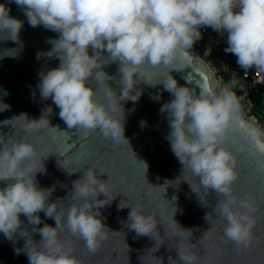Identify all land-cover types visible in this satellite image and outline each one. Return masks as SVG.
Returning <instances> with one entry per match:
<instances>
[{
    "label": "clouds",
    "instance_id": "clouds-1",
    "mask_svg": "<svg viewBox=\"0 0 264 264\" xmlns=\"http://www.w3.org/2000/svg\"><path fill=\"white\" fill-rule=\"evenodd\" d=\"M15 3L23 9L31 27L43 26L59 34L58 38L46 41L51 45L48 51L37 52L38 60L42 57L59 60L58 67L39 73L37 87L43 99L51 98L60 109L59 117L69 129L85 133L99 129L106 138L119 143L125 138L124 109L119 102L137 101L141 91L135 89L140 83L152 87L163 84V90L174 97L160 108L161 113H167L170 127L167 139L172 152L183 165V171H190L198 179L200 187L222 198L216 213L224 225L226 240L237 248L248 247L253 239L256 208L247 198L234 195L237 158L226 144L230 134H238L254 153L264 154V130L254 119L245 118L241 98L231 90L235 80L221 86L205 77L197 95L194 89L179 85L171 72L190 64V50L201 39V28L211 27L221 34L227 33L225 52L236 56L245 73L264 74V0H15ZM9 11L0 4V40H11L22 47L19 34L24 22L10 16ZM18 51L4 49L0 59L15 58ZM112 63L119 64L121 75L117 83L122 86L119 96L106 83L114 79L104 71ZM165 69L168 74L164 79L153 83L156 73ZM92 81L107 85V103L97 99L98 88ZM153 99L158 101L160 96ZM117 106L123 110L119 119L114 117ZM9 108L10 105L0 101V111ZM52 111L49 106L42 118L33 121L47 118L49 125L48 115ZM145 123L142 121L141 126ZM39 127L41 123L28 121L25 131ZM0 145V182H7L0 187V233L10 241L17 235L25 238L23 249H16V254L23 251L29 264H83L74 254L72 244L60 239V233L67 231L83 241L89 253L98 251L109 230L99 211L113 200L108 199L109 181L99 180L95 169L89 168L73 182L71 203L66 207L58 203L63 199L50 203L54 189L41 188L36 180V174L45 171L42 158L48 156L40 157L41 164L37 166L36 146L27 140L0 136ZM100 194L105 199H98ZM129 206L122 202L119 205ZM40 212L54 219L55 227L47 224L33 227L32 232L38 231L41 236L36 242L20 216L23 214L30 225L36 226L41 224ZM205 219L210 224L209 214ZM128 220L129 228L137 235L152 236L157 226L154 217L146 215L140 206L131 205ZM173 221L178 227L173 231L175 237L192 235L193 229H184ZM177 248V264H197L198 257L191 249Z\"/></svg>",
    "mask_w": 264,
    "mask_h": 264
},
{
    "label": "water",
    "instance_id": "water-1",
    "mask_svg": "<svg viewBox=\"0 0 264 264\" xmlns=\"http://www.w3.org/2000/svg\"><path fill=\"white\" fill-rule=\"evenodd\" d=\"M0 4L10 10V16L24 22L19 34L22 47L11 40H0V52L19 49L15 58L0 59V101L10 105L8 110L0 111V136L34 144L38 152L37 166L41 164L40 157L48 156L42 158L45 171L38 172L36 180L39 187L54 189L50 203L58 199L65 200L58 202L65 207L71 203L73 182L82 178L89 168L95 169L99 180L109 181L108 199L113 200L99 210L109 230L98 251L89 253L83 241L67 231L60 233V239L72 244L74 254L83 264H171V261L177 264V247L191 249L198 257L197 264H264V154L254 153L242 137L230 134L226 146L237 158L238 171V179L233 185L234 195L247 198L256 208L252 242L248 247L237 248L226 240L224 225L216 213L217 203L222 198L214 191L200 187L190 171L184 172L183 165L171 150L167 139L170 132L167 113H161L160 108L174 97L163 90V84L152 87L140 83L135 89L141 91L137 101L119 102L124 109L125 136L119 143L106 138L99 129L87 133L69 129L59 117L60 109L51 98L43 99L37 87L40 72L59 66V60L55 58L38 60L37 52L48 51L51 45L46 41L58 38L59 34L43 26L31 27L15 0H0ZM190 51V64L182 70H172L171 75L179 85L192 88L199 95V85L205 77L219 81L210 66ZM89 53L92 54L91 49ZM104 71L114 77L106 82L108 86L117 96L121 95L122 86L117 83L121 75L119 64L107 65ZM167 74L168 70H160L152 82L162 81ZM92 84L98 88L97 99L107 103V85H98L95 81ZM156 95L160 96L158 101L153 99ZM49 106L53 109L48 115L49 125L47 118L37 122ZM122 115L123 110L117 106L114 117L119 119ZM5 120L10 121L4 124ZM28 121L41 123V127L26 132ZM142 121L146 122L144 126H141ZM6 183L0 182V187ZM98 199H105V196L100 194ZM121 202L130 206L120 208ZM131 205L142 207L146 215L154 217L157 226L152 236L137 235L129 228ZM208 214L210 224L205 219ZM38 215L41 224L36 226L30 225L23 214L20 216L23 226L36 242L41 236L38 231L32 232L33 227L41 228L44 224L55 227L54 219L48 218L44 212ZM173 219L182 228L193 229L192 235L184 234L183 239L175 237L173 231L178 227L174 226ZM24 243L25 238L19 235L10 241L0 233V264H29L23 251L16 254V249H23Z\"/></svg>",
    "mask_w": 264,
    "mask_h": 264
},
{
    "label": "trees",
    "instance_id": "trees-1",
    "mask_svg": "<svg viewBox=\"0 0 264 264\" xmlns=\"http://www.w3.org/2000/svg\"><path fill=\"white\" fill-rule=\"evenodd\" d=\"M197 44H199V46H197ZM226 47L227 45L223 43L217 48L208 47L204 40L201 39L198 43L195 42L191 50L206 63H210L214 58L223 55L234 58L231 70L227 73L223 72L216 74V78L221 86L231 84L234 80L236 81L231 90L241 98V106L245 118L248 120L254 119L258 126L264 130V100L261 94V87L255 90H248L245 88V82L241 73L242 69L237 64V58L234 54L226 53Z\"/></svg>",
    "mask_w": 264,
    "mask_h": 264
},
{
    "label": "built area",
    "instance_id": "built-area-1",
    "mask_svg": "<svg viewBox=\"0 0 264 264\" xmlns=\"http://www.w3.org/2000/svg\"><path fill=\"white\" fill-rule=\"evenodd\" d=\"M220 37L221 40L216 37L213 33H211L207 27L201 28V39L204 40L208 47L217 48L222 43L227 45V33H220ZM198 42L199 40L196 41V43ZM197 46H199V44H197ZM233 61V57L223 55L221 57H217L216 60H212L210 63L207 64L210 66V68L214 71L215 74H219L223 72H229L231 70ZM241 73L245 82V88L248 90H255L258 87H261V94L264 100V74L257 73L254 71H249L245 73L243 69Z\"/></svg>",
    "mask_w": 264,
    "mask_h": 264
},
{
    "label": "rangeland",
    "instance_id": "rangeland-1",
    "mask_svg": "<svg viewBox=\"0 0 264 264\" xmlns=\"http://www.w3.org/2000/svg\"><path fill=\"white\" fill-rule=\"evenodd\" d=\"M208 30L213 33L216 37H218L221 40L220 33L217 31H214L211 27H207ZM216 60V58L213 59V61Z\"/></svg>",
    "mask_w": 264,
    "mask_h": 264
}]
</instances>
